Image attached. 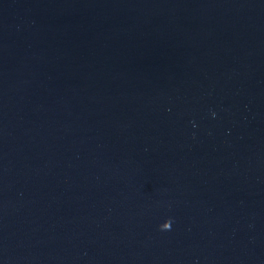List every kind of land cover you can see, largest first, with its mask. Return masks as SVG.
Masks as SVG:
<instances>
[{
  "label": "water",
  "instance_id": "obj_1",
  "mask_svg": "<svg viewBox=\"0 0 264 264\" xmlns=\"http://www.w3.org/2000/svg\"><path fill=\"white\" fill-rule=\"evenodd\" d=\"M0 264H264V0H0Z\"/></svg>",
  "mask_w": 264,
  "mask_h": 264
},
{
  "label": "clouds",
  "instance_id": "obj_2",
  "mask_svg": "<svg viewBox=\"0 0 264 264\" xmlns=\"http://www.w3.org/2000/svg\"><path fill=\"white\" fill-rule=\"evenodd\" d=\"M213 115H215L214 113H213ZM165 222H167V224L169 225L167 228H164V227H162V224L159 226L160 227V229L161 230H169L170 229V224H171V221L169 220V221H165ZM164 222V223H165Z\"/></svg>",
  "mask_w": 264,
  "mask_h": 264
}]
</instances>
